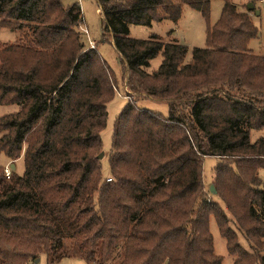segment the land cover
Masks as SVG:
<instances>
[{"label":"trees","instance_id":"trees-1","mask_svg":"<svg viewBox=\"0 0 264 264\" xmlns=\"http://www.w3.org/2000/svg\"><path fill=\"white\" fill-rule=\"evenodd\" d=\"M97 2L128 97L109 176L99 155L119 81L98 47H85L80 4L0 0V28L23 33L0 45V104L19 105L0 117V152L25 162L10 177L0 167V264H35L42 254L49 264L71 255L87 264H224L211 216L234 264H264V136L251 139L264 129V54L250 47L259 36L252 11L225 0L207 45L189 50L156 34L131 37L130 27L177 22L184 5L208 20L211 0ZM141 98L167 103L168 114ZM205 157L219 159L216 193L228 212L207 198Z\"/></svg>","mask_w":264,"mask_h":264},{"label":"rangeland","instance_id":"rangeland-1","mask_svg":"<svg viewBox=\"0 0 264 264\" xmlns=\"http://www.w3.org/2000/svg\"><path fill=\"white\" fill-rule=\"evenodd\" d=\"M240 10L252 12L250 15L259 27V36L250 42V47L256 53L264 54V0H231ZM66 5L79 3L83 15V22L79 25V30L83 34V39L86 48L99 49L103 59L114 69V72L119 81V89L116 91L114 99L108 104L107 126L102 133L103 141V158L101 159L103 173L109 176V155L112 147V137L114 131V123L118 115L121 113L127 104L128 97L122 88V73L123 67L120 56L116 50L113 41L110 37L102 41L103 30V15L99 10V3L97 0H63ZM225 0H211L210 15L207 20L202 13L188 5H184L181 17L177 22L170 19H165L161 22H154L153 25H131L129 35L138 39H147L156 34L161 40L167 42H180L187 45L189 50L195 47H205L207 45V30L210 25L215 24L221 17ZM250 3L255 4L254 9H249ZM255 9H259L260 13H256ZM23 33L21 31H13L8 28H0V45L16 43L21 40ZM162 54L151 60L150 70L157 69L162 61ZM192 53L189 51L186 60H191ZM138 104L148 109L162 112L167 115L169 105L165 102L155 101L149 98L139 99ZM19 110L17 104H0V117ZM264 136V129L254 130L251 133V139L256 140L258 137ZM219 159L214 157H205L203 165L204 174V190L207 198L212 202H218L228 212L227 205L219 199L217 195V187L215 185V170ZM15 165V168L12 165ZM0 167H6L14 170L17 174H23L25 171L24 153L16 160L9 158L4 151L0 152ZM259 177L264 180V169L260 170ZM211 185H214L216 192H211ZM231 216V214H229ZM235 228V225L233 224ZM210 228L214 237L215 251L218 255L223 257L224 264H234L235 257L229 253L226 239L221 235L218 224L214 216L210 219ZM236 229V228H235ZM239 241L241 245L252 251L249 242L246 240L244 234L237 230ZM262 241V240H261ZM264 241V238H263ZM264 243V242H263ZM74 243L67 242V246L72 249ZM35 264H49L45 254L40 255L38 262ZM51 264H87V262L80 255L67 256L60 261Z\"/></svg>","mask_w":264,"mask_h":264},{"label":"water","instance_id":"water-1","mask_svg":"<svg viewBox=\"0 0 264 264\" xmlns=\"http://www.w3.org/2000/svg\"><path fill=\"white\" fill-rule=\"evenodd\" d=\"M254 8H255V4H254V3H250V5H249V9H254ZM255 11H256V13H260V10H259V9H255ZM103 155H104V152H102V153L99 155V157L102 158ZM12 167L15 168V165L13 164ZM211 190H212L213 193L216 192L214 185H211ZM37 262H38V260H36L35 263H37Z\"/></svg>","mask_w":264,"mask_h":264},{"label":"built area","instance_id":"built-area-1","mask_svg":"<svg viewBox=\"0 0 264 264\" xmlns=\"http://www.w3.org/2000/svg\"><path fill=\"white\" fill-rule=\"evenodd\" d=\"M5 173H6L7 177H10L11 170L9 168H6Z\"/></svg>","mask_w":264,"mask_h":264}]
</instances>
